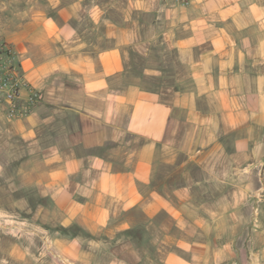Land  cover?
<instances>
[{
    "label": "crops",
    "instance_id": "crops-1",
    "mask_svg": "<svg viewBox=\"0 0 264 264\" xmlns=\"http://www.w3.org/2000/svg\"><path fill=\"white\" fill-rule=\"evenodd\" d=\"M16 1L0 42L40 100L1 117L0 183L10 206L35 189L56 207L46 247L70 264H264V0Z\"/></svg>",
    "mask_w": 264,
    "mask_h": 264
},
{
    "label": "rangeland",
    "instance_id": "rangeland-1",
    "mask_svg": "<svg viewBox=\"0 0 264 264\" xmlns=\"http://www.w3.org/2000/svg\"><path fill=\"white\" fill-rule=\"evenodd\" d=\"M16 3V0H0V22L3 19V12L6 11L4 7L7 6L10 10H14ZM11 24L13 25L14 22L11 21ZM2 116L4 113L0 107V125ZM3 127H5V131L1 130V133L10 134L9 126H2L1 129ZM10 158L8 142L7 150L4 148L0 151L1 164L10 165ZM20 193L29 201H33L34 205H20L17 208L14 205L6 204L10 199L9 193L5 182L4 184L0 183V206L4 210V216L0 218V264H70L46 247L50 243L45 238L43 230L46 228L59 230V213L56 207H46L45 210H42L38 206L45 201L40 190L30 189L29 191H20ZM15 245H18L23 251L28 250L29 253L15 254L12 252V247Z\"/></svg>",
    "mask_w": 264,
    "mask_h": 264
},
{
    "label": "built area",
    "instance_id": "built-area-1",
    "mask_svg": "<svg viewBox=\"0 0 264 264\" xmlns=\"http://www.w3.org/2000/svg\"><path fill=\"white\" fill-rule=\"evenodd\" d=\"M187 6L190 0H170ZM37 93L28 91V83L16 59L11 43L0 42V107L8 120L26 116L39 102Z\"/></svg>",
    "mask_w": 264,
    "mask_h": 264
}]
</instances>
